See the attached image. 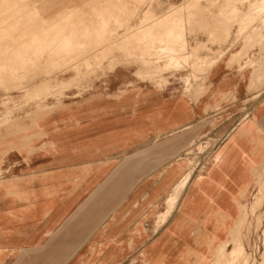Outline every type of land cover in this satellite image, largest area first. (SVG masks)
<instances>
[{
  "label": "crops",
  "instance_id": "crops-1",
  "mask_svg": "<svg viewBox=\"0 0 264 264\" xmlns=\"http://www.w3.org/2000/svg\"><path fill=\"white\" fill-rule=\"evenodd\" d=\"M257 45L239 62L225 56L198 99L200 81L184 90L188 76L142 78L118 66L84 82L91 87L15 113L0 126V264L209 259L264 164V43ZM204 137L219 138L224 167L192 173L170 206L187 173L183 154Z\"/></svg>",
  "mask_w": 264,
  "mask_h": 264
},
{
  "label": "rangeland",
  "instance_id": "rangeland-1",
  "mask_svg": "<svg viewBox=\"0 0 264 264\" xmlns=\"http://www.w3.org/2000/svg\"><path fill=\"white\" fill-rule=\"evenodd\" d=\"M256 1L0 0V126L33 104L46 107L58 92L91 87L84 82L114 74L118 66L142 78L188 76L184 90L191 92L192 81L205 82L225 56L241 49L242 60L255 53H247L250 45L263 43L264 0ZM252 80L257 84L261 77ZM218 140L199 139L185 150L180 167L191 175L221 170ZM254 172L251 190L238 197L242 203L228 238L200 264H217L223 245L228 251L239 243L245 255L233 264H264V164Z\"/></svg>",
  "mask_w": 264,
  "mask_h": 264
},
{
  "label": "bare ground",
  "instance_id": "bare-ground-1",
  "mask_svg": "<svg viewBox=\"0 0 264 264\" xmlns=\"http://www.w3.org/2000/svg\"><path fill=\"white\" fill-rule=\"evenodd\" d=\"M31 1V0H30ZM73 1V0H72ZM84 3H86V2H84ZM8 4V3H7ZM76 5H78V4H76ZM0 6H2V5H0ZM83 6V5H82ZM50 8V7H49ZM108 8H109V6H108ZM255 8V7H254ZM3 9V8H2ZM35 9V8H34ZM56 10V9H55ZM109 10V9H108ZM112 11V10H111ZM252 11V10H251ZM36 13V12H35ZM43 13V12H42ZM41 13V14H42ZM95 13V12H94ZM264 13V12H263ZM262 13V14H263ZM100 14V13H99ZM49 15V14H48ZM78 15H80V14H78ZM105 15V14H104ZM31 16V15H30ZM29 16V17H30ZM47 16V15H46ZM59 16V15H58ZM258 16V15H257ZM40 17V16H39ZM104 17V16H103ZM31 18V17H30ZM34 18V17H33ZM77 18V17H76ZM85 19V18H84ZM105 19V18H104ZM258 19V18H257ZM30 20V19H29ZM96 20H98V19H96ZM263 20V19H262ZM46 21H47V19H46ZM57 21H58V19H57ZM25 22V21H24ZM32 22V21H31ZM42 22V21H41ZM101 22H102V20H101ZM104 22V21H103ZM255 22V21H254ZM33 24V23H32ZM41 24V23H40ZM52 24V23H51ZM100 24V23H99ZM246 24V23H245ZM74 25V24H73ZM253 25V24H252ZM77 26V25H76ZM90 26V25H89ZM58 27V26H57ZM94 28V27H93ZM99 28V27H98ZM92 29V28H91ZM33 30V29H32ZM92 31V30H91ZM91 31H90V33H91ZM94 31H95V29H94ZM80 32V31H79ZM37 35V34H36ZM34 37V36H33ZM36 37V36H35ZM36 39V38H35ZM38 39V38H37ZM41 39V38H40ZM217 39V38H216ZM43 40V39H42ZM251 41H252V39H250ZM40 42H41V40H40ZM218 42V41H217ZM249 42V41H248ZM26 43V42H25ZM32 43H34V42H32ZM42 43V42H41ZM263 43H264V41H263ZM39 44V43H38ZM179 44V43H178ZM172 46V45H171ZM171 46H169L168 47V49H170V47ZM166 48V47H165ZM172 48V47H171ZM174 49V48H173ZM1 50V49H0ZM172 50V49H171ZM167 51H170V50H167ZM174 51V50H173ZM172 51V52H173ZM175 53V52H174ZM183 53V52H182ZM1 54V53H0ZM243 54H244V52L242 51H240V52H236V53H233V54H231V56H230V61H231V63H235V62H239L240 61V59L243 57ZM221 55V54H220ZM75 59V58H74ZM5 61V60H4ZM175 61L176 60H172V64L173 63H175ZM170 63V64H171ZM170 67H172V66H170ZM264 68V67H263ZM263 68H260V69H262L263 70ZM255 71V70H254ZM257 72V71H256ZM156 75V74H155ZM205 78V77H204ZM206 79H207V77H206ZM206 79H205V82H203V83H201V84H199L197 87H195V91H196V94H195V98L196 99H198V97L200 98L201 96H200V94H205L206 93V91H207V87H206ZM253 79V78H252ZM251 82H253V80H251ZM198 84V83H197ZM186 85H189V83L186 81ZM208 86V85H207ZM193 92V91H192ZM184 96V95H183ZM197 102V101H196ZM208 109V108H207ZM206 110V109H205ZM15 122V120L14 119H9V120H7V122H6V124L8 125L9 123H14ZM10 126V125H9ZM218 158H219V156H218ZM262 167H263V164H262ZM262 167H261V165H259V167L256 169L255 168V170H261L262 169ZM215 168H216V165H215ZM162 175V174H161ZM190 177H191V172L190 173H187L186 174V176L184 177V179L183 180H181V182L176 186V189H175V192H174V194H173V196L170 198V200H169V204H170V206L171 205H173L175 202H176V200H177V198H178V195L183 191V189H185V187H186V185H188L187 183H189V179H190ZM262 191V190H261ZM182 194H183V192H182ZM181 194V195H182ZM180 195V196H181ZM264 196V195H263ZM179 200V199H178ZM263 201V200H262ZM175 204H177V203H175ZM175 204L173 205L174 207H175ZM240 206V205H239ZM174 207L172 208V209H174ZM171 209V210H172ZM166 210V209H165ZM175 210V209H174ZM171 212V211H170ZM173 212V211H172ZM167 214H169V213H167ZM167 217H169V216H167ZM164 219V218H163ZM166 219H168V218H165V221H166ZM161 220V219H160ZM160 222V221H159ZM164 222V221H163ZM166 223V222H165ZM162 225V224H161ZM226 248H227V244H225V245H223L222 247H221V250L218 252V253H216V263L217 264H233L236 260H238L239 258H242L243 257V255H245V251H243V246L239 243V244H237V246H235L233 249H231V250H226ZM147 255V254H146ZM149 259V258H148ZM194 264H195V262H194Z\"/></svg>",
  "mask_w": 264,
  "mask_h": 264
}]
</instances>
